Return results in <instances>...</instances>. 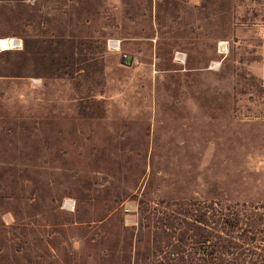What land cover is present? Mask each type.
<instances>
[{"label": "rangeland", "instance_id": "1", "mask_svg": "<svg viewBox=\"0 0 264 264\" xmlns=\"http://www.w3.org/2000/svg\"><path fill=\"white\" fill-rule=\"evenodd\" d=\"M3 38L0 264H159L186 204L264 205V0H0Z\"/></svg>", "mask_w": 264, "mask_h": 264}, {"label": "trees", "instance_id": "2", "mask_svg": "<svg viewBox=\"0 0 264 264\" xmlns=\"http://www.w3.org/2000/svg\"><path fill=\"white\" fill-rule=\"evenodd\" d=\"M185 207L165 224L174 242H168L159 264H264V205Z\"/></svg>", "mask_w": 264, "mask_h": 264}, {"label": "bare ground", "instance_id": "3", "mask_svg": "<svg viewBox=\"0 0 264 264\" xmlns=\"http://www.w3.org/2000/svg\"><path fill=\"white\" fill-rule=\"evenodd\" d=\"M12 44H13V39L12 38L0 39V48L1 49L9 48L10 46H12Z\"/></svg>", "mask_w": 264, "mask_h": 264}, {"label": "built area", "instance_id": "4", "mask_svg": "<svg viewBox=\"0 0 264 264\" xmlns=\"http://www.w3.org/2000/svg\"><path fill=\"white\" fill-rule=\"evenodd\" d=\"M124 210L125 212H133L135 208L132 203H126L124 204Z\"/></svg>", "mask_w": 264, "mask_h": 264}, {"label": "water", "instance_id": "5", "mask_svg": "<svg viewBox=\"0 0 264 264\" xmlns=\"http://www.w3.org/2000/svg\"><path fill=\"white\" fill-rule=\"evenodd\" d=\"M132 60V56L128 55V56H123V59L121 60L122 63L129 65L131 63Z\"/></svg>", "mask_w": 264, "mask_h": 264}]
</instances>
